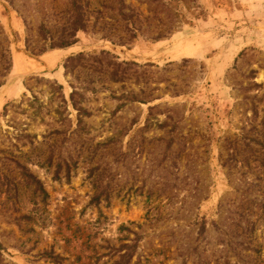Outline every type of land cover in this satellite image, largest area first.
<instances>
[{
    "label": "rangeland",
    "instance_id": "374dc122",
    "mask_svg": "<svg viewBox=\"0 0 264 264\" xmlns=\"http://www.w3.org/2000/svg\"><path fill=\"white\" fill-rule=\"evenodd\" d=\"M117 4L0 0V264H264V0Z\"/></svg>",
    "mask_w": 264,
    "mask_h": 264
},
{
    "label": "trees",
    "instance_id": "16d2710c",
    "mask_svg": "<svg viewBox=\"0 0 264 264\" xmlns=\"http://www.w3.org/2000/svg\"><path fill=\"white\" fill-rule=\"evenodd\" d=\"M117 5L119 6L118 9V16H119V20H121L122 22H124V25L126 26L125 29L129 32H131L132 37L135 36V32H137L138 30V25L136 24V16H135V12L131 11V12H124L123 9L126 8L125 4H124V0H117ZM81 10V12L75 13V17H74V22H73V26H72V30L74 31V33L77 30H83L85 29V27L87 26V22H88V17L86 16V14H83L82 9H84V7L82 6H78ZM85 13V12H84ZM73 31H72V35H68V39L62 41L67 43L71 42V38H73ZM130 255H119V260L116 264H127V262H129L130 260Z\"/></svg>",
    "mask_w": 264,
    "mask_h": 264
}]
</instances>
